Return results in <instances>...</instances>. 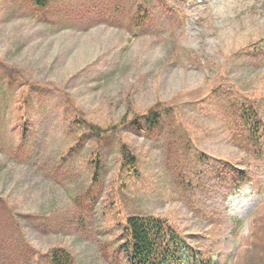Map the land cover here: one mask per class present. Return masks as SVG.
Wrapping results in <instances>:
<instances>
[{"label": "rangeland", "instance_id": "1", "mask_svg": "<svg viewBox=\"0 0 264 264\" xmlns=\"http://www.w3.org/2000/svg\"><path fill=\"white\" fill-rule=\"evenodd\" d=\"M130 214L264 264V0H0V264H126Z\"/></svg>", "mask_w": 264, "mask_h": 264}, {"label": "trees", "instance_id": "2", "mask_svg": "<svg viewBox=\"0 0 264 264\" xmlns=\"http://www.w3.org/2000/svg\"><path fill=\"white\" fill-rule=\"evenodd\" d=\"M48 1L50 0H32L39 6L45 5ZM160 116V111L150 109L144 119L134 122V127L141 129L144 125L147 127L159 125ZM241 119L247 128L250 141L254 144L253 136L260 128L255 111L242 106ZM87 129L93 138H99L105 132L104 129L92 124ZM119 151L125 167L134 169L136 158L130 153L129 148L121 145ZM122 232L125 240L120 246L126 264H219L194 251L187 244L185 236L160 216L130 214L124 219ZM47 256L49 264H76L72 255L61 247L52 248Z\"/></svg>", "mask_w": 264, "mask_h": 264}]
</instances>
